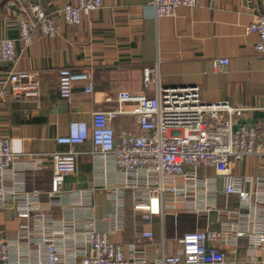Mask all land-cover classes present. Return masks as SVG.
I'll return each mask as SVG.
<instances>
[{"label": "crops", "instance_id": "crops-1", "mask_svg": "<svg viewBox=\"0 0 264 264\" xmlns=\"http://www.w3.org/2000/svg\"><path fill=\"white\" fill-rule=\"evenodd\" d=\"M8 1L0 0V39L17 40L18 14ZM75 2L45 0L58 36L36 31L30 47L16 43L14 69L37 75L38 98L14 96L8 80L13 66L0 65V136L10 137L17 154L16 165L0 180V189L8 192L0 194V235L11 244L13 263L43 264L50 242L64 262L80 259L89 248L87 233L95 228L109 232L115 245H134L137 260L161 264L181 250L185 234L211 228L223 233L216 245L223 264H264V243L256 242V235H264L262 158H245L231 171L253 192L258 215L236 194H227L222 177L206 168L195 180L169 181L175 191L164 193L160 213L136 211L133 204L149 202L157 178L141 171L128 174L112 159L96 158L90 140L75 147L80 153L76 172L66 177L61 194L50 196L53 163L47 158L71 149L57 138L68 134L72 122L90 126L95 111L114 109L109 99L118 92H143L146 66L158 68L163 87H199L206 103L254 107L236 127L263 121L264 57L255 50L257 36L246 31L260 0H199L195 9L179 8L172 18H157L148 0H103L81 24L68 26L57 12ZM215 59L229 63L215 69ZM64 67L91 69L94 92L87 94V82L79 80L72 103L62 101L59 71ZM113 127L116 137L141 133L134 115L118 116ZM238 232L244 236L237 237Z\"/></svg>", "mask_w": 264, "mask_h": 264}, {"label": "built area", "instance_id": "built-area-1", "mask_svg": "<svg viewBox=\"0 0 264 264\" xmlns=\"http://www.w3.org/2000/svg\"><path fill=\"white\" fill-rule=\"evenodd\" d=\"M44 1L9 0L7 4L18 14L19 38L0 39V65L13 66L8 80L12 94L17 97L38 98L40 85L37 75L14 69L19 59L16 43L30 47L36 31L50 39L58 36L56 18L47 11ZM198 1L148 0L147 4L155 10L157 18H172L179 8L195 9ZM102 6L103 0H76L74 4L62 6L57 13L66 25L77 26L84 17ZM252 21L246 31L257 36L255 50L264 57V0H260V7ZM228 63L227 59H215L213 66L221 69ZM92 73L91 69L76 72L70 67L62 68L59 71L61 100L72 103L73 84L79 80L87 82L85 92L92 94ZM143 76V92H118L113 100L109 99L116 103L114 109L95 111L90 126L81 120L72 122L68 134L57 138L58 144L68 145L71 149L47 157L53 163L49 195L62 193L66 177L77 170L80 153L75 147L90 140L93 146L91 153L96 158H110L117 168L128 174L141 171L148 177L157 178L158 182L149 188V202L133 204L136 211L160 213L159 204L164 199V193L175 191L167 185L169 181L178 178L195 180L198 170L206 168L222 177L227 194H236L241 204L258 215L253 192L247 191L243 181L231 172L234 164L245 158L256 156L264 161V120L236 127V121L255 108L231 107L227 102L206 103L202 100L199 87H163L157 67L146 66ZM120 115L136 116L141 133H123L116 137L113 122ZM11 142L10 137L0 136V180L16 165L17 154ZM6 193L0 189L1 195ZM25 199L29 212L30 198ZM236 235L242 237L244 233ZM143 236L150 239L152 233ZM222 237L221 230L211 228L189 232L181 240V250L163 258L160 263L223 264L225 256L216 246ZM256 242L263 244L264 235H256ZM87 243L89 248L80 259L66 263L56 244L50 242L46 245L43 264H147L144 260H137L134 245L126 248L111 243L109 232L90 228ZM11 255V244L0 235V264H14Z\"/></svg>", "mask_w": 264, "mask_h": 264}]
</instances>
